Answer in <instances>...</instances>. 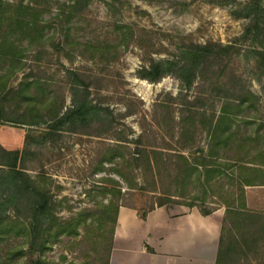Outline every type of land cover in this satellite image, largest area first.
Wrapping results in <instances>:
<instances>
[{
    "label": "rangeland",
    "instance_id": "rangeland-1",
    "mask_svg": "<svg viewBox=\"0 0 264 264\" xmlns=\"http://www.w3.org/2000/svg\"><path fill=\"white\" fill-rule=\"evenodd\" d=\"M252 1L0 0V145L28 150L25 168L33 178L44 177L62 222L111 198L141 209L166 197L174 203L222 206L213 195L217 187L207 184L196 191L192 185H177L175 150L187 148L186 155L198 166L218 142L207 132L226 105L232 131L241 138L252 137L245 139L247 148L252 153L264 148V66L257 54L264 48V23L247 34L254 18L248 15ZM33 22L36 30L27 31ZM210 42L231 44L236 50L201 64L191 86L174 70L158 82L140 77L152 60L181 62L182 54ZM19 89L38 93L35 117L16 94ZM86 94L105 108L106 123L77 132L70 124L52 130L50 126ZM16 118L22 122H14ZM184 128L196 130V135L178 134ZM124 134L128 141L118 139ZM236 140L223 158H207L234 163L240 156L236 147L242 143ZM138 146L165 162L161 177L138 169ZM225 171L231 174V169ZM12 190L0 185L5 209L0 216L9 217V222L17 210L3 202ZM246 190L250 210L264 215V186ZM181 192L185 197H171ZM56 230L49 231L51 240L43 255L47 260L105 264L104 247L98 246L102 231L96 224L53 241ZM108 231H103L104 239ZM244 232L254 240L233 255L240 256V264H264V231L249 227ZM28 248L24 234L5 235L0 239V264L15 261L14 254H19L17 262L27 263Z\"/></svg>",
    "mask_w": 264,
    "mask_h": 264
},
{
    "label": "trees",
    "instance_id": "trees-1",
    "mask_svg": "<svg viewBox=\"0 0 264 264\" xmlns=\"http://www.w3.org/2000/svg\"><path fill=\"white\" fill-rule=\"evenodd\" d=\"M251 3L252 7H250L248 15L254 18L252 24L247 28V34L259 31L262 23H264L263 0H253ZM35 27L38 26L33 22L28 23L25 29L33 31L36 30ZM4 45L2 44L1 46ZM234 50H236V47L231 44L225 46L213 42L203 45L198 44L193 50L182 54L185 57L182 58L181 62L170 59L165 61L152 60L148 67L146 66L141 70L140 77L150 82H158L174 70L176 74L179 73L178 76L188 86H191L198 75L197 73L201 64L211 59H221L229 51ZM257 54L264 66V48L260 49ZM19 90L16 94L27 101V113L35 117L37 106H34V100L38 93L25 94L22 93L21 89ZM245 101L247 99L243 98L242 102ZM104 111L105 108L103 106L89 100V96L86 94L78 104H74L71 110H68L63 116L59 117L50 128L56 131L60 127L70 124L71 131L77 132V130L85 129L82 127L91 128L93 124H105L106 122L103 119ZM41 116L39 114L37 117ZM35 120L37 122V119ZM14 122H22V120L16 118ZM105 127H107L105 130L109 133L111 126ZM207 133L210 135L212 141L218 142L212 146L213 148L208 149V155L205 156L223 158L227 151L232 150L237 138L236 142H242L236 147L239 151L238 153H240L239 158L234 159V163H219L217 159L202 157L198 164L201 165V169H199L198 166H194L196 164L191 163L190 157L186 155L185 150L187 148H179L175 150L179 160L178 177L186 176V174L192 176L199 172V180L204 176L207 184L211 187H217V192L213 190L215 193L213 195L216 199L221 200V202H218V205L222 204V206L226 207L217 264H240L239 260L233 259V254L244 252L242 248L254 240L253 238H247L244 231L249 227L260 228L262 232L264 231V215L250 210L246 190L248 187L264 186V148H260L255 153H252L247 148V142L251 141L252 137L241 138L238 137V133L232 131L231 112L228 105L224 106L222 114L218 117L217 124L212 129H209ZM178 134L185 138L188 136L194 137L196 130L184 128ZM118 139L128 141L129 138L124 134L118 136ZM245 139H247V142ZM137 153L138 169L142 170L146 175L149 171L153 177L155 173L157 178L162 176L160 169L161 164L165 163L163 160L152 159L149 152L146 149H141L139 146ZM200 153L203 154L204 151L201 150ZM241 153L244 154L241 155ZM29 154L28 150H8L0 145V185L5 189H13L10 197L3 204H14L17 210V217L11 220V222L8 221L9 217L0 216V239L12 232L16 235L22 233L27 237L29 244L28 256L30 258L27 263L17 262L16 259L19 254H14L13 258L15 261H12L10 264H53L43 257L45 251L49 248L48 245L51 240L49 237L50 229L53 227L57 229L52 234V237L53 241H59L61 236L65 234L68 236L79 235L80 227L88 228L93 224H96L98 232L102 231V233L99 232L101 241L98 243V246L104 247L105 264H109L118 211L122 205L128 204H122L119 200L111 198L108 202H104L94 209H85L78 216L62 222L55 214L56 201L51 189L44 184V177L33 178L25 168V162ZM108 161H111V158ZM226 169H231V174L226 173ZM214 181L216 182L215 184L213 183ZM170 202H174V200L167 197L163 198L148 209L138 208V213L140 217L145 219L150 211ZM0 203V213H2L5 209L2 207L1 201ZM184 204L192 207L196 205ZM198 207L204 215H209L216 209L203 206ZM252 222L256 223L251 224ZM108 228L109 237L108 239L107 237L104 239L103 231L105 232ZM22 251L19 253L22 254ZM36 255L38 256L35 257Z\"/></svg>",
    "mask_w": 264,
    "mask_h": 264
},
{
    "label": "crops",
    "instance_id": "crops-1",
    "mask_svg": "<svg viewBox=\"0 0 264 264\" xmlns=\"http://www.w3.org/2000/svg\"><path fill=\"white\" fill-rule=\"evenodd\" d=\"M176 173L177 185H192L196 191L206 188L204 176L198 179L199 172L183 177ZM171 196L183 198L185 194ZM198 206L172 202L156 207L144 219L137 207L122 205L109 264H217L226 207L219 205L211 214L204 215Z\"/></svg>",
    "mask_w": 264,
    "mask_h": 264
}]
</instances>
